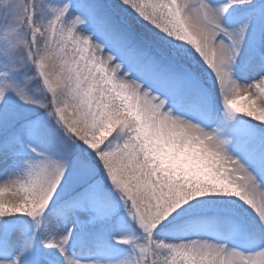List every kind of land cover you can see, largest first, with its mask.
Instances as JSON below:
<instances>
[{"label":"snow or ice","instance_id":"snow-or-ice-1","mask_svg":"<svg viewBox=\"0 0 264 264\" xmlns=\"http://www.w3.org/2000/svg\"><path fill=\"white\" fill-rule=\"evenodd\" d=\"M20 5L0 264H264V0Z\"/></svg>","mask_w":264,"mask_h":264},{"label":"rangeland","instance_id":"rangeland-1","mask_svg":"<svg viewBox=\"0 0 264 264\" xmlns=\"http://www.w3.org/2000/svg\"><path fill=\"white\" fill-rule=\"evenodd\" d=\"M22 15L20 0H7L6 4H0V29L4 27L5 19L8 23L15 25L18 23L20 16ZM4 166L0 164V175L3 174ZM129 231L127 229L121 230L120 233L111 231L106 234L104 238V244L107 246L105 248L104 259L110 261V264H115L118 259H124L125 256L119 255V253L124 252L126 246L117 245L114 243L113 236L127 235Z\"/></svg>","mask_w":264,"mask_h":264}]
</instances>
